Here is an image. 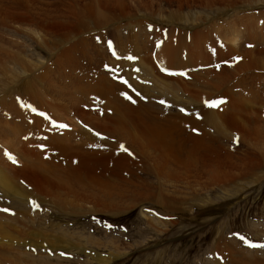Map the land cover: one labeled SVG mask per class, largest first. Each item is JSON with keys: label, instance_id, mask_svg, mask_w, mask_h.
Returning <instances> with one entry per match:
<instances>
[{"label": "rangeland", "instance_id": "374dc122", "mask_svg": "<svg viewBox=\"0 0 264 264\" xmlns=\"http://www.w3.org/2000/svg\"><path fill=\"white\" fill-rule=\"evenodd\" d=\"M238 1L231 8L204 7V0H125L123 6H112V10L100 5L97 10L110 21L99 28L94 18L92 22L91 17L84 18L81 28H86L87 35L66 43H56V36L30 24L14 22L0 25V52H3V58L8 57L9 61L18 57L17 60L21 58L25 63L24 67L9 61L6 87L0 80V92L4 91L0 93V155L5 160L0 166L10 178L17 179L21 191L31 199L30 203L25 204L0 196V223L17 238L15 244H0V264H255V261L264 264V172H258L262 174L259 180L237 178L226 182L224 190L209 184L206 178L199 180L196 175L183 180H168L156 176L149 166L146 170L151 175L143 168L144 164L137 163L138 168L133 171L131 181L142 183L145 188L152 187L155 194L134 204L128 203L127 208L118 209L90 202L81 203L58 188H50L55 190L50 194L39 195L38 189L28 183L24 176L20 174L22 178L17 177L7 166L9 161L22 169L25 163L15 152L16 142L25 140L12 133L16 126L25 135L30 130L29 138L42 137L43 133L52 131L59 138L72 136L66 139L72 147L108 148L109 140L105 135L88 125L69 101L56 96L52 89L47 91L37 80L41 72L48 75L66 70V73L58 74L63 82L59 76H55L53 81L68 85L73 82L68 73L79 78L75 68L77 65L83 66L86 72L96 71L115 87L124 88L127 96L136 101L131 106L135 112L140 105L151 110L154 107L156 112L165 111L167 101L178 102L182 99L185 100L183 105L187 112L205 108L204 114H198L199 118H215L220 123L235 103L225 93L229 86L237 85L240 93L233 97L234 100L247 105L257 103L254 116L264 124V67L254 68V64L262 63L261 57L258 54L249 55L250 51L264 50V0ZM8 2V7L17 10L21 6L25 13L32 10L38 15L41 10L53 9L51 18L65 14L70 23L76 20L71 15V12L77 11L72 7L78 5L74 0H21L24 6L14 4L13 0ZM87 5L88 1L82 0L79 4L81 8ZM124 8H127L126 16V9L122 11ZM174 14L181 16L172 18ZM245 15L252 16L241 25L234 23L238 17L244 18ZM118 18L123 19L119 22ZM172 27L180 35L167 36ZM163 29L168 33L165 37ZM195 29L199 32L198 37L194 36ZM217 31H221V35ZM74 43H83L85 47L64 56V51ZM168 43L174 46L182 44L180 66L169 69L178 74L171 72L172 75L163 77L158 73L156 63H151V67L145 60L152 58L156 61L157 49H160V45L164 48ZM2 61L1 56L0 67L5 64ZM231 61H245L246 69H233ZM140 64L141 69L136 67ZM123 71L128 73L131 81L116 74ZM230 72L236 73L234 77L206 98L203 87L211 84L212 77L219 74L223 82ZM209 73H213L211 78L203 82L201 78ZM26 79L35 83L27 98L32 110H38L40 125L33 123L34 115L29 112L30 109L27 111L25 103L21 104L15 123L8 118L9 95L15 96L18 87H29ZM179 79L193 86L197 80L195 87L202 95L196 99L190 92H184L181 83L177 82ZM210 88L214 89L212 85ZM43 89L46 91L43 102L40 98L32 97L31 92L36 90L34 93H38ZM87 96L82 90L80 98ZM43 103L50 107L44 108ZM221 106L224 115L219 110ZM165 112L171 114L162 116L165 119L176 114L182 117L187 115L176 106ZM43 114L50 116L49 122L45 123ZM23 119L29 128L20 125ZM227 134L229 139H222L217 149L219 157L213 163L221 156L233 158L227 159V163H246L251 151L241 141L242 134L234 129H229ZM174 136L175 151L182 158L197 150L200 156L210 159L211 130L185 128L183 136ZM195 136H199L200 140L193 141L191 137ZM114 144L119 147L123 145L118 141ZM171 166L175 168L174 164ZM26 173L33 178L36 175L33 170ZM37 180L39 184L43 182L39 178ZM156 200L161 202L156 203ZM169 200L180 202L178 210L173 212L170 207L165 208L166 204L170 206ZM5 237L0 232V239ZM231 252L237 256L236 262H231Z\"/></svg>", "mask_w": 264, "mask_h": 264}, {"label": "bare ground", "instance_id": "6f19581e", "mask_svg": "<svg viewBox=\"0 0 264 264\" xmlns=\"http://www.w3.org/2000/svg\"><path fill=\"white\" fill-rule=\"evenodd\" d=\"M8 1L9 0H0V25L5 26L9 25L8 23L14 22L17 24H30L34 27H39L42 31L47 32L48 34L56 36L58 38L55 39L56 43H66L74 38H80L81 36L87 35L88 31L86 28H81V22L84 18L91 17L90 22H92V18H94L97 27H104L110 20H108L106 16H103V13L100 10H97V6L102 5L111 9L112 6L117 5L119 7L125 4V0H82L85 2L88 1V5L87 7L81 8V6H79L81 0H74L78 5H76V7L72 5V7L77 11L71 12V15L76 20L72 19L74 20V23H70V19H68L69 17L65 14H61V17L54 15L53 18L55 19L51 18V12L53 9L41 10L38 15H35L32 10L26 13L23 12L21 6H19L17 10L8 7ZM237 1L238 0H204L203 4L205 5L204 7L220 6V8H231L232 6H236L235 3ZM13 3L16 5H23L21 4V0H13ZM213 3L220 4L214 5ZM71 9L72 8H70L69 11ZM125 9L126 14L124 16L128 14L127 8H124L122 11H125ZM109 13L110 12H108V14ZM180 14H174L172 15V18L178 19V17L181 16ZM63 15H65L66 18H64ZM251 16L252 15H245L244 18L238 17L234 20V23L236 25L240 23L241 25V23L250 19ZM52 19L53 21H51ZM122 19H119L118 21L120 22ZM198 20L201 21L199 18ZM196 30L197 29H195L194 36L198 37L199 32ZM168 32L169 34L163 29L164 37L166 34H168L167 36L180 35V32L174 27ZM217 33L221 35V31H217ZM181 46L182 44L174 46L173 44L168 43L162 48L160 45V49L157 50V55L155 56L156 61H153L152 58L145 61L148 62L149 65H151V63H156L158 73L163 77H167L169 74L162 72V68L174 70L177 69V66H180ZM18 47L20 48V46ZM79 47H85V44H72L64 51V56H70L72 52ZM150 47L151 45L149 44L148 48ZM2 53L3 52H0V57L2 56V59L5 61L2 62L5 64L0 67V75L2 78H0V80H3L2 84L6 87L7 83H5V77H7L6 71L10 70V68L7 67L9 61L17 62L16 64L19 65L22 64L24 67L25 63L21 58L20 60H17L18 57H14L15 55L13 56L14 58L8 61V57L6 56L7 53H5L7 58H3ZM253 54H258L262 61V63L254 64L253 67L262 69L264 67V50L250 51L249 55ZM61 58L62 57L59 59L61 60ZM141 66L142 64L136 67L141 69ZM230 66L233 69H246V62L231 61ZM75 68L79 72V78L77 79L72 74L68 73L73 79V82H70L68 85L53 81L55 76H59L58 74L61 73H66V70L61 72L56 71L54 73H49L48 75L45 74V72H41L38 75L37 80L38 82L41 81L40 83L47 91H49V89L51 91L52 89L56 96L69 101L71 105L74 106V111H76V113L78 112L88 125L106 136L109 140V145L108 148H89L84 146L72 147L66 141V139L72 137L70 135H65L62 138H59L51 131L43 133L42 137L29 138V136H31L30 130L27 131L25 135L19 127L16 126V128H13L12 133H14V136L16 134L17 138L19 136H21L20 139L22 137L25 138V140H19L16 142L15 145V152L25 163L24 167L20 169V166L16 163L14 164L7 161L8 170L17 175V177H21V175L24 176L28 183L38 189L37 193L39 195L50 194V192L55 191L50 188H58L64 190L69 196L71 195L75 197L77 201H81V203L90 202L97 206L108 205L111 208L119 209L127 208L128 203L134 204L138 200L153 197L155 194V190H153L152 187L145 188V185L142 183L140 185L137 184V181L136 184L131 181L130 178H133V171L138 168H136L137 163L144 164V167H142L145 168V170L150 166L156 176L160 175L168 180H183L184 178L187 179L196 175L199 180L206 178L205 180L209 181V184H212L215 187L218 186L224 190H226V182L233 181L237 178H254L255 180H259L262 174L260 175L258 172H264V124L260 118L254 116V108L257 103L247 105L245 102H236V99L234 100L233 97L240 93L237 85L229 86L225 93V95L231 97L235 103L226 115H224L223 107L221 106L219 108L224 115V119L221 123L217 122L215 118L200 119L198 114H204L203 111L205 108H195L187 112L186 107L183 105V101L185 100L182 99L178 102L167 101L168 107L165 111L173 110L176 106L181 108L183 112H187V115L182 117L180 114H176L171 118L165 119L162 116H171V114L165 111L156 112L154 111V107L151 110L140 105V109L135 112L131 106L132 104H136V101L127 96L124 88L111 85V81L102 79L96 71L95 73L86 72L83 66L81 67L78 65L75 66ZM146 68L149 69L147 66ZM24 70L28 71L26 68H24ZM121 73L122 72H116L119 77L131 81L127 72L123 71V73ZM212 74L213 73L206 74V76L201 79L204 80L203 82H206L211 78ZM235 74L236 73L230 72L226 75L225 81L223 82L219 77V74L213 76L210 82L211 84L209 85H212L214 89H211L209 85V87H203V83H201L204 91H206V98L214 93V91L219 90L220 86L231 80ZM61 81L63 82L62 79ZM195 81V85H197L198 81ZM177 82L181 83L184 92H187V94L190 92L192 95H195L196 99L202 95V92L196 88L195 85L193 86L192 83L181 82L180 79L177 80ZM25 83H27L29 87H18L17 94L15 96L10 94L9 100L7 99L10 103L8 118L11 122L15 123L16 114L20 115L21 104L25 103L27 111L30 109L31 111L29 110V112L34 115L33 123L40 125V121L37 119L38 110H32L33 108L28 103L30 99L27 98L30 94L27 93L35 86V83L29 82L27 79ZM262 84H264V82ZM45 89L38 93H34L36 90L31 92L32 97L40 98L43 102V94L46 93ZM82 90L88 94L86 98H80ZM2 92L4 91H1L0 93ZM21 98L25 102H21ZM104 100H106V102H104ZM43 106L44 108L50 107V105L46 106L44 103ZM86 110L93 112L91 114ZM43 119L45 123L49 122L50 116L48 114H43ZM181 122H185L186 124H182ZM20 125L23 127L25 125L29 128L25 119L20 122ZM185 128L195 130L202 128L211 130L212 140L208 155V157L210 156V159L200 156L197 150H193L192 155H188L186 158L179 156L175 151L176 138L174 135L183 136V129ZM229 129L239 131L242 134L241 141L250 149L251 154L247 155L246 163H227V159H233L230 156L227 159L222 158L221 156L218 161L213 163V160H215L219 154L217 149L221 146L220 142L224 138L229 139L227 134ZM30 139L32 140L26 144ZM191 139L193 141L200 140L199 136L191 137ZM116 141L122 142L123 145L121 147L115 145L114 143ZM215 143H217V145H215ZM4 162L5 160L2 159L0 155V164ZM60 162H64L65 164L60 165ZM210 162L213 164H210ZM44 164L47 167H44ZM172 164H174L175 168H171ZM30 170H33V173L37 176L35 175L33 178L26 173ZM147 173L151 174L150 171H147ZM134 177L136 176L134 175ZM38 178L43 181L41 184L38 183ZM16 180V178L14 180L10 178L4 168L0 166V196L7 197L10 200L17 199L25 204L30 203V197H28L25 192L21 191V187ZM169 201L170 206H167L166 204L165 208L167 209V207H170L173 212L178 210L181 206L179 201ZM155 202L160 203L161 201L159 202V200H156ZM0 232H3L4 235H6L4 239H0V244L17 243L15 242L17 241V238L1 223ZM19 244L23 245V243ZM234 253H229L231 262L235 261L237 258ZM233 264L235 263L233 262ZM251 264L254 263L252 262ZM255 264H257V261H255Z\"/></svg>", "mask_w": 264, "mask_h": 264}, {"label": "snow or ice", "instance_id": "6c2138e0", "mask_svg": "<svg viewBox=\"0 0 264 264\" xmlns=\"http://www.w3.org/2000/svg\"><path fill=\"white\" fill-rule=\"evenodd\" d=\"M254 246V245H253ZM262 247H264V246H262Z\"/></svg>", "mask_w": 264, "mask_h": 264}]
</instances>
